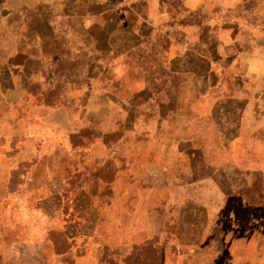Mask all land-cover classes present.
<instances>
[{"label":"rangeland","instance_id":"1","mask_svg":"<svg viewBox=\"0 0 264 264\" xmlns=\"http://www.w3.org/2000/svg\"><path fill=\"white\" fill-rule=\"evenodd\" d=\"M93 9L94 37L0 103V264H192L216 241L231 255L245 232L228 133L243 104L166 38L106 48L112 24Z\"/></svg>","mask_w":264,"mask_h":264},{"label":"crops","instance_id":"2","mask_svg":"<svg viewBox=\"0 0 264 264\" xmlns=\"http://www.w3.org/2000/svg\"><path fill=\"white\" fill-rule=\"evenodd\" d=\"M96 3L112 24L103 36L106 48L129 50L149 36L166 38L179 47L178 56L189 60L193 54L204 69L227 78L232 97L243 104L228 134L231 157L238 159L229 196L239 219L232 229L245 235L231 240V255L223 256L216 241L214 255L195 256L202 262L192 264H204L205 258L206 264H264V0H0V103L18 102L17 93L28 95L39 81L37 67L45 71L61 59L78 35L94 37ZM74 21H86V31L82 27L79 33ZM192 36L203 51L190 47ZM114 38L118 43L111 45ZM81 53L89 61L87 44Z\"/></svg>","mask_w":264,"mask_h":264}]
</instances>
